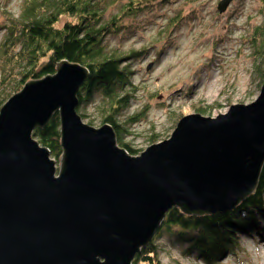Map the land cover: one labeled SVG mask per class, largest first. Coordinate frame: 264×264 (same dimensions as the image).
Segmentation results:
<instances>
[{"label":"water","instance_id":"water-1","mask_svg":"<svg viewBox=\"0 0 264 264\" xmlns=\"http://www.w3.org/2000/svg\"><path fill=\"white\" fill-rule=\"evenodd\" d=\"M88 74L62 61L0 107V264H131L169 210L226 214L256 190L264 81L252 103L215 118L183 116L167 140L132 156L110 125L94 128L78 115ZM54 114L58 166L33 137Z\"/></svg>","mask_w":264,"mask_h":264},{"label":"rangeland","instance_id":"rangeland-1","mask_svg":"<svg viewBox=\"0 0 264 264\" xmlns=\"http://www.w3.org/2000/svg\"><path fill=\"white\" fill-rule=\"evenodd\" d=\"M219 1L147 0L142 12L127 17L124 32L106 38L105 50L124 56L122 66L130 71L132 94L118 95L119 104L127 101V106L116 121L122 143L137 155L167 140L183 116L215 118L232 105H248L258 97L264 59L257 50L256 29L264 22V0H232L220 14ZM22 2L0 0V41L3 25L19 16ZM118 5L106 14L115 13ZM6 92L5 85L0 86V107L12 96L3 98ZM111 105L97 96L79 112L85 124L98 128ZM237 240L236 250L218 264H264V232L261 239ZM172 241L164 231L152 238L160 264H205L195 249H184L185 242Z\"/></svg>","mask_w":264,"mask_h":264},{"label":"trees","instance_id":"trees-1","mask_svg":"<svg viewBox=\"0 0 264 264\" xmlns=\"http://www.w3.org/2000/svg\"><path fill=\"white\" fill-rule=\"evenodd\" d=\"M145 2L149 1L23 0L19 16L7 20L2 29L0 86L5 85L7 91L3 98L8 99L28 81L54 74L56 65L62 61L82 65L89 74L77 92L78 115L83 121L81 105L86 106L97 96L107 99L112 105L100 124L110 125L117 144L130 155H137V151L122 143L116 121L119 110L127 106L124 105L127 101L120 105L117 97L120 93L129 94L130 71L122 66L125 57L108 53L104 42L110 35L124 32L121 28H127L129 23L125 22L133 17L128 16L142 12ZM118 3L115 13L106 14L108 8ZM256 34L260 39L257 50L264 59V22L257 27ZM261 77L264 80V70ZM59 129V117L54 114L43 129L33 132L34 139L57 161L61 156ZM263 226L264 164L256 190L234 210L195 217L174 208L166 213L156 233L158 236L160 231L166 232L170 240L172 237V244L185 242L184 249H195V256L205 264H218L225 254L236 250L239 236L261 239ZM131 264H160L153 242L141 249Z\"/></svg>","mask_w":264,"mask_h":264},{"label":"bare ground","instance_id":"bare-ground-1","mask_svg":"<svg viewBox=\"0 0 264 264\" xmlns=\"http://www.w3.org/2000/svg\"><path fill=\"white\" fill-rule=\"evenodd\" d=\"M82 66V65H81ZM84 67V66H83ZM214 86H215V84H214V82L210 85V89H209V92H211V90L214 88ZM208 92V93H209ZM48 123V122H47ZM50 157V160H54L56 163H57V160H55V159H53V158H51V156H49ZM57 177V176H56Z\"/></svg>","mask_w":264,"mask_h":264}]
</instances>
